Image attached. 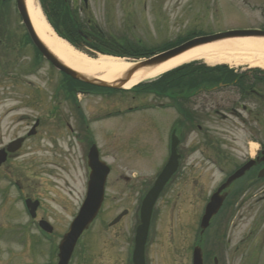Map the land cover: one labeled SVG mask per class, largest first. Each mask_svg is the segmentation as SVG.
Here are the masks:
<instances>
[{"label": "rangeland", "instance_id": "obj_1", "mask_svg": "<svg viewBox=\"0 0 264 264\" xmlns=\"http://www.w3.org/2000/svg\"><path fill=\"white\" fill-rule=\"evenodd\" d=\"M72 1L84 23L92 21L118 51L125 53L161 48L182 37H207L226 29H264V0H88L86 8L82 0ZM247 67L238 66V71L264 72ZM5 77L0 74V103L11 110V128L8 134H1L3 143L23 135L26 124H33L35 118L44 121L43 133L52 122L57 121L58 128H53L50 139L42 134L41 147L38 141L30 142L32 150L9 161L5 165L8 173L0 175V264H55V245L76 215L87 181L86 155L80 149V138L73 133L77 132L78 112L88 123L92 141L110 174L100 212L81 237L69 264H130L141 199L166 160L161 144L151 153L147 148L148 142L154 141L149 140L148 122L158 128L162 138L174 119L173 113L152 110L154 104L165 100L152 93L93 92L78 94L75 104L59 93L58 115L50 118L45 106L49 89L42 75L21 77L12 71ZM28 82L43 92L42 101L30 99ZM23 116L29 119L20 121ZM233 134L230 137L241 145L246 133L240 130ZM230 137L221 140L227 143ZM222 179L220 172L206 167L184 183L176 182L161 196L151 218L146 264H191L204 206ZM25 198L39 202L36 220L27 214ZM123 211L126 215L108 227ZM41 219L53 227L50 241L39 237L36 222ZM204 239V264H213L214 257L220 264H245L246 250H252V260L258 261L257 255L264 249L263 195L258 202L251 199L242 206L224 208Z\"/></svg>", "mask_w": 264, "mask_h": 264}, {"label": "flooded vegetation", "instance_id": "obj_2", "mask_svg": "<svg viewBox=\"0 0 264 264\" xmlns=\"http://www.w3.org/2000/svg\"><path fill=\"white\" fill-rule=\"evenodd\" d=\"M23 1L0 0V74L7 77L12 71H17L21 77L42 75L49 89V97L46 101L48 103L45 105L49 114L46 117H57L58 76L63 77V74L41 56L29 39L18 10L19 4ZM17 66L19 70L16 69ZM245 70L187 74L178 94H164L162 97L165 100L163 102L165 107L162 110L167 114L173 113L174 119L170 121L162 138L158 128L148 122L152 137L149 140L154 141L148 142L147 147L149 153L157 145L161 144L160 146L164 147V152L161 153L166 158L162 164L163 168L170 156L172 139L175 143L177 169L164 187L162 195L176 182L184 183L187 177L210 167L220 172L223 179L209 194L207 203L210 196L230 175L252 161L250 170L220 193V196H224L222 209L242 206L251 199L258 202L262 199V195L264 197V72ZM190 79L191 81L188 82ZM61 81L62 85L68 84L64 77ZM27 85L31 87L30 99L42 101L43 92L37 91L38 88L32 82H28ZM73 91L72 84L70 89L62 91V98L64 99L65 96L69 98ZM10 112L6 105L0 103V153L5 154V161L0 165V175L8 173L5 165L9 161L19 158L27 149L32 150L28 146L30 142L38 141V146L41 147L42 134L49 138L54 129L58 128V122H52L50 129L43 133L44 121L35 118L33 124H26L23 135L3 143L1 134H8L11 128ZM77 118V132H73L69 125L66 127L70 132L77 134L76 138H80V149L83 155L85 152L87 156L91 146V136L88 127L84 124V117L82 120L79 114ZM26 119H29V116H23L20 121ZM1 128L5 131L2 132ZM240 130L246 133V137L241 145H237L236 139L230 135L233 136V133ZM167 136L166 142L164 137ZM224 137H230L231 140H227V143L223 142L221 139ZM18 139L20 140L18 150L14 153L9 152L8 148H13L10 144ZM153 183L154 181L150 187ZM258 193L261 195L258 196ZM261 252L257 255L260 258L255 261L252 260L254 255L252 250H246L245 264L257 262L264 264V253L261 255ZM212 262L220 264L216 257Z\"/></svg>", "mask_w": 264, "mask_h": 264}, {"label": "water", "instance_id": "obj_3", "mask_svg": "<svg viewBox=\"0 0 264 264\" xmlns=\"http://www.w3.org/2000/svg\"><path fill=\"white\" fill-rule=\"evenodd\" d=\"M86 4L87 0H83ZM19 12L23 21V24L28 32V35L34 45L39 49L42 56L48 60L51 65L58 71L64 73L72 80L82 82L87 85L119 90L123 89V86L132 78L137 72H144L145 74L151 72L158 66L174 59L190 50L195 48L216 43L228 39H242V38H262L264 39V31L259 30H236L229 31L212 36L196 38L190 40L178 47L155 55L141 63L133 65L131 68L126 70L119 78L112 83H106L98 80L97 78H91L85 76L79 72H76L69 67L65 66L38 38L32 24L30 22L28 12L26 9L25 1L19 4ZM20 141L13 143V148H8L9 152H14L18 149ZM1 155V154H0ZM2 156H5L4 153ZM176 156L172 153L168 163L159 174L154 186L144 196L140 210H139V225L136 228L134 236V247L132 251V264H145L144 262V247L148 236V229L150 219L152 215V209L158 198V195L162 191L165 184L168 182L170 177L176 170L177 160ZM4 161V158H0V164ZM88 167L90 168V174L86 187V194L84 201L79 208L76 217L71 222L67 233L63 236L58 246V263L57 264H68L70 257L73 253L74 247L80 235L88 229L89 225L96 218L99 209L101 207L103 196H104V185L106 176L108 174V168L104 163L98 160V153L94 146L91 147L88 155ZM251 168V163L246 164L244 167L232 174L226 182L218 188V190L210 197L209 202L205 206L204 214L200 220V236L203 235L204 231L209 227L212 219L218 213L223 201L224 196H220L221 191L228 187L233 181L242 177L246 171ZM29 214L32 218L35 217V209L37 203H31L29 200L25 201ZM121 214L112 223L115 224L123 215ZM40 226L47 232H51V228L44 222L39 223ZM192 264H203L202 261V250L200 246H195L192 254Z\"/></svg>", "mask_w": 264, "mask_h": 264}, {"label": "bare ground", "instance_id": "obj_4", "mask_svg": "<svg viewBox=\"0 0 264 264\" xmlns=\"http://www.w3.org/2000/svg\"><path fill=\"white\" fill-rule=\"evenodd\" d=\"M28 16L34 32L43 44L65 66L91 78L112 83L133 66V61L112 56L89 57L59 38L48 25L36 0H25ZM201 61L207 66H248L264 70V39H228L190 50L158 66L151 72H137L123 86L129 90L134 86L157 78L181 65Z\"/></svg>", "mask_w": 264, "mask_h": 264}, {"label": "trees", "instance_id": "obj_5", "mask_svg": "<svg viewBox=\"0 0 264 264\" xmlns=\"http://www.w3.org/2000/svg\"><path fill=\"white\" fill-rule=\"evenodd\" d=\"M39 2L48 22L64 38L69 39L74 44L84 43L78 35V32L80 31L92 41L90 45L95 51L108 54H120L119 52H115L114 48L112 47L114 45L112 40L106 39L105 36L98 32L94 27L88 26V21L84 23V21L81 20L78 10L70 3V0H39ZM186 39L187 38L179 39L175 42V44ZM171 46V43H167L161 48L149 49L141 52L135 51L133 53H127L126 55L131 57H151L157 52L163 51L164 49H167ZM220 71L227 70L223 67L207 68L202 65L188 64L168 72L153 84L141 85L135 88L133 92L140 94L149 93L154 90L157 94L167 92L171 94H178L180 85L184 80L185 75L193 73H213ZM189 81H191V79L188 80V82ZM69 83H72L74 87H81L84 89H95L109 93L116 92L107 89H97L78 82H74L72 80H69Z\"/></svg>", "mask_w": 264, "mask_h": 264}]
</instances>
